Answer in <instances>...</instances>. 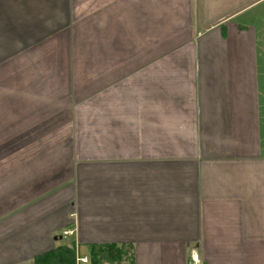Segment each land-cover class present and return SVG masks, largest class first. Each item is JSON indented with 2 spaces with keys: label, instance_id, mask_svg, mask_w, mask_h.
<instances>
[{
  "label": "crops",
  "instance_id": "crops-1",
  "mask_svg": "<svg viewBox=\"0 0 264 264\" xmlns=\"http://www.w3.org/2000/svg\"><path fill=\"white\" fill-rule=\"evenodd\" d=\"M71 243L264 264V0H0V264Z\"/></svg>",
  "mask_w": 264,
  "mask_h": 264
},
{
  "label": "trees",
  "instance_id": "trees-1",
  "mask_svg": "<svg viewBox=\"0 0 264 264\" xmlns=\"http://www.w3.org/2000/svg\"><path fill=\"white\" fill-rule=\"evenodd\" d=\"M75 250L70 245L59 246L34 259L33 264H75ZM90 264H129V249L115 247L89 248Z\"/></svg>",
  "mask_w": 264,
  "mask_h": 264
},
{
  "label": "built area",
  "instance_id": "built-area-1",
  "mask_svg": "<svg viewBox=\"0 0 264 264\" xmlns=\"http://www.w3.org/2000/svg\"><path fill=\"white\" fill-rule=\"evenodd\" d=\"M72 234H73V231L71 230V228L70 230L66 229L61 233V237L69 238ZM75 261L77 264H86L87 262H89L87 257H78L76 258ZM190 263L191 264H203L199 255L195 251H191L190 253Z\"/></svg>",
  "mask_w": 264,
  "mask_h": 264
},
{
  "label": "rangeland",
  "instance_id": "rangeland-1",
  "mask_svg": "<svg viewBox=\"0 0 264 264\" xmlns=\"http://www.w3.org/2000/svg\"><path fill=\"white\" fill-rule=\"evenodd\" d=\"M72 218H75V216L74 215H71V219ZM73 223V222H72ZM70 230V229H69ZM71 230L73 231V234L70 236V237H74V235H75V224L73 225V227L71 228ZM69 237V238H70ZM88 258V257H87ZM88 260H89V258H88ZM86 264H90L89 262H87Z\"/></svg>",
  "mask_w": 264,
  "mask_h": 264
}]
</instances>
